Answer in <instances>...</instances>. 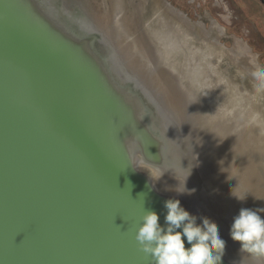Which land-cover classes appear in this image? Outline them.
<instances>
[{
  "label": "water",
  "instance_id": "1",
  "mask_svg": "<svg viewBox=\"0 0 264 264\" xmlns=\"http://www.w3.org/2000/svg\"><path fill=\"white\" fill-rule=\"evenodd\" d=\"M185 29L175 42L197 39ZM100 42L73 31L48 0H0V264H151L136 232L145 210L164 225L169 199L217 224L240 256L222 264H264L221 219L239 201L232 193L246 196L242 208H264V88L217 50L206 77L175 51L168 64L157 59L192 110L178 134ZM137 158L188 195L159 192ZM217 198L231 201L214 206Z\"/></svg>",
  "mask_w": 264,
  "mask_h": 264
},
{
  "label": "rangeland",
  "instance_id": "2",
  "mask_svg": "<svg viewBox=\"0 0 264 264\" xmlns=\"http://www.w3.org/2000/svg\"><path fill=\"white\" fill-rule=\"evenodd\" d=\"M64 3L69 8L72 2ZM124 3L125 8L121 12L115 11L114 0H92V4L98 7L93 6V11L91 7L90 14H87L84 6L78 5L79 2L74 1L73 6L80 7V18L97 22L101 35L115 44L116 51L125 60L127 71L158 102L174 131L184 134L191 124L192 110H189L178 80L173 79L168 68L157 64L156 53L149 41L152 37L145 27L143 1L126 0ZM155 5L157 7L153 8L156 7V10L167 9L176 26L186 28V32L198 39L191 38L195 40L192 43L207 50H217L227 59V64L234 62L249 77L257 68H264V5L260 0H164L160 3L156 1ZM151 27L157 33L155 26ZM179 27L174 30L178 31ZM137 164L141 171L151 177L159 192L179 195L177 185L159 168L147 165L142 158H137ZM185 194L188 195V191ZM224 201L231 200L217 198L214 206ZM229 204L230 212L228 209L227 215L221 216V219L234 222L239 207H245V203L235 200ZM219 209V206L215 208L216 211ZM189 212L198 218V224L202 223L197 213ZM221 238L226 241L224 255L231 261H240L230 242Z\"/></svg>",
  "mask_w": 264,
  "mask_h": 264
},
{
  "label": "clouds",
  "instance_id": "3",
  "mask_svg": "<svg viewBox=\"0 0 264 264\" xmlns=\"http://www.w3.org/2000/svg\"><path fill=\"white\" fill-rule=\"evenodd\" d=\"M252 76L264 88V68H257ZM176 191L183 194L189 190L184 183ZM232 195L241 201L246 199V196ZM164 207L167 209L164 225L160 224L157 212L145 210L136 232V240L141 250L151 257V264H222L226 241L214 221L203 217L198 224V218L178 199L165 201ZM259 212H264V208H242L230 228L232 240L240 242L241 251L252 260L264 259V218ZM185 239L190 245L187 248Z\"/></svg>",
  "mask_w": 264,
  "mask_h": 264
},
{
  "label": "flooded vegetation",
  "instance_id": "4",
  "mask_svg": "<svg viewBox=\"0 0 264 264\" xmlns=\"http://www.w3.org/2000/svg\"><path fill=\"white\" fill-rule=\"evenodd\" d=\"M52 3L54 10L60 17V19L69 26L73 31L83 35H98L100 38L99 46L104 47L108 50L107 57L109 58L110 64L115 68L117 75L120 78H123L125 81L124 83L136 87V90L152 105H156L158 107V102L154 100L153 96L146 92L142 85L139 83V81L134 77L132 74H130L127 69L125 68V60L118 54L116 51L115 44L105 39L103 35L100 33L99 26L97 22H94L93 20H88L85 18H80V7L75 8L73 6L74 1L79 2L78 5L84 6L86 8L87 14H90L93 11V6L96 8L98 5H93L92 0H48ZM65 1L72 2L68 6L64 3ZM91 1V2H90ZM98 1V0H93ZM126 0H114V6L115 11L122 10L125 8V2ZM143 1L144 4V12H145V27L148 35L150 38V45L154 48V52L158 56V60L162 59L163 64H168V60L171 61L172 58L169 56L170 54H173V52H177L179 54V59L177 56L175 58L179 62V60L183 62H187L190 59H192L197 66H202V69H205V72L203 74H199L201 77H206L213 71L210 64L211 57L213 55L214 50L210 49L207 50L206 48H202L200 46H195L192 42L195 41H188L187 36L184 33L182 34V42H175L174 40L177 38V32L174 30L177 26L176 24L170 19V17L174 20V18L170 15L169 11L166 9H157V5H155V2L158 1H164V0H139ZM89 2L92 7L89 5ZM161 5V4H160ZM153 6H156L153 8ZM159 7V5H158ZM175 11V10H174ZM125 12V11H124ZM147 12H150L148 15ZM82 13V12H81ZM118 16V15H117ZM155 26V30L157 33H154L153 27ZM162 27V29H161ZM153 32H151V31ZM160 33H163L161 35ZM187 33V32H186ZM161 39V40H160ZM190 40V39H189ZM163 46H169L171 48H165L163 49ZM163 55V56H162ZM180 63V62H179ZM184 67V66H183ZM181 68V67H179ZM173 79H174V75ZM176 78V77H175ZM138 88V89H137ZM158 104V105H157ZM160 107V105H159ZM161 116L164 120V117H166L165 112L161 109ZM173 129V128H172ZM169 134L171 135L172 132L170 130ZM174 132V129H173Z\"/></svg>",
  "mask_w": 264,
  "mask_h": 264
},
{
  "label": "crops",
  "instance_id": "5",
  "mask_svg": "<svg viewBox=\"0 0 264 264\" xmlns=\"http://www.w3.org/2000/svg\"><path fill=\"white\" fill-rule=\"evenodd\" d=\"M262 2V4L264 5V0H260Z\"/></svg>",
  "mask_w": 264,
  "mask_h": 264
}]
</instances>
